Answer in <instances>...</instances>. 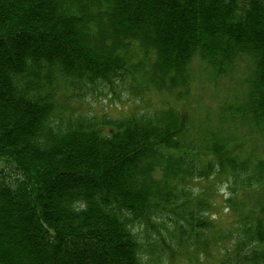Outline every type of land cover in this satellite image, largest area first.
I'll return each instance as SVG.
<instances>
[{"label": "trees", "instance_id": "obj_1", "mask_svg": "<svg viewBox=\"0 0 264 264\" xmlns=\"http://www.w3.org/2000/svg\"><path fill=\"white\" fill-rule=\"evenodd\" d=\"M194 55L243 71L224 139L192 132ZM238 122L264 125V0H0V264H264Z\"/></svg>", "mask_w": 264, "mask_h": 264}, {"label": "rangeland", "instance_id": "obj_2", "mask_svg": "<svg viewBox=\"0 0 264 264\" xmlns=\"http://www.w3.org/2000/svg\"><path fill=\"white\" fill-rule=\"evenodd\" d=\"M242 62L244 65L247 64L245 59L242 60ZM190 71L194 81L192 84L193 95L190 102L191 106L197 111L193 113L191 122L193 128L192 132L198 136L201 132L204 134L209 129H213L217 136H223L224 139V136L228 133V129L224 125L219 124L218 113L220 109L218 106L223 100L235 96L237 92L241 90L239 80L242 77L243 71L240 70V67H237L231 74L228 73L223 78L221 77L219 80L213 82L208 66L198 55L193 56L190 62ZM125 100L126 99L123 101ZM123 101H120L116 96H107L100 99L99 104H93V108L96 111L102 110L114 116L115 114H119L124 106L129 107L128 101ZM153 101L156 102L157 99L155 98ZM236 125L241 139L247 137L250 139L253 137L252 146L255 153L264 151V144L259 143L262 140L261 138L264 137V125L255 128V131L244 122H238ZM259 136H261V138L258 141L256 138ZM244 196H246V194H239L238 198H243ZM228 197L229 190H225L224 186L220 185L217 189L215 199V207L217 208L216 217L219 215L224 220H227L228 215L231 214L229 210L222 211L223 200Z\"/></svg>", "mask_w": 264, "mask_h": 264}]
</instances>
